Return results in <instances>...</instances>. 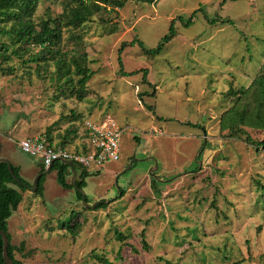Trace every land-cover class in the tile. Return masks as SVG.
<instances>
[{"label": "rangeland", "instance_id": "1", "mask_svg": "<svg viewBox=\"0 0 264 264\" xmlns=\"http://www.w3.org/2000/svg\"><path fill=\"white\" fill-rule=\"evenodd\" d=\"M171 20L177 34L158 53L144 51L139 42L156 48ZM84 28L94 72L86 96L60 95L53 67L39 78L35 65L26 75L28 65L13 59V73L0 70V139L16 146L50 128L59 141L68 124L59 117L76 105L79 129L103 113L122 128L119 159L90 169L87 202L62 190L54 171L47 183L60 191L26 192L20 218L8 226L11 243H25L15 257L25 264H102L94 254L112 264H264V150L245 139L264 140V130L242 126L236 134L220 122L236 104L230 86L247 87L264 72V0H129ZM10 155L40 159L18 148Z\"/></svg>", "mask_w": 264, "mask_h": 264}, {"label": "trees", "instance_id": "2", "mask_svg": "<svg viewBox=\"0 0 264 264\" xmlns=\"http://www.w3.org/2000/svg\"><path fill=\"white\" fill-rule=\"evenodd\" d=\"M49 1L42 15H37L39 4ZM129 0H0V70L3 74H11L15 70L13 59H18L28 67L25 74H31V65H35L34 72L40 78H45V73L53 67L50 79L54 80V85L58 93L64 96L77 97L82 100L86 96L87 83L94 74L90 68L88 53L84 47L85 24L94 20V16L100 13L114 11L115 8H122ZM138 2L153 3L155 0H132ZM51 6H59L60 11L53 13ZM193 10L184 25L189 24L193 16L200 10ZM100 21L104 22L101 16ZM218 19V18H217ZM215 20V19H213ZM212 20V21H213ZM221 22L228 21L221 19ZM177 34L174 20H171L169 31L161 39V42L154 49H145L141 42V48L147 53H158L162 46ZM125 42H122V46ZM121 62V60H119ZM253 89V90H252ZM67 92V93H66ZM229 95H237L236 104L224 111L220 116V122L228 126L232 133H243L242 126H249L253 129L264 130V72L258 73L250 85L241 86L234 89L232 85L227 91ZM58 97V96H57ZM253 98L256 104L249 107L248 99ZM241 104V108L239 105ZM75 105V104H74ZM81 114L75 107L60 119L68 121L64 133L58 134L59 141L54 140L52 131L48 128L42 134L46 136L48 142L55 147L70 149L73 147L75 138H81L79 145L73 150H88L85 131L78 127L77 120ZM228 122V123H227ZM83 123V122H82ZM246 141L255 144L256 150H264V140L254 142L246 135ZM78 166L74 164V168ZM14 174L25 184H28L19 174V168L12 165ZM44 169L40 164V171ZM51 171H55V180L63 189H73L77 198L82 200L80 188L86 185V178L91 174L81 169L79 178L72 183L67 178L69 166L61 161L52 164ZM42 175L36 181L34 195L43 194ZM155 183L154 179H151ZM16 187H14V186ZM26 190L24 184L13 180L6 163H0V230H3L8 239V253L13 264H25L15 257V252H23L25 243L19 245L11 243V236L7 228V219L12 212L17 209L23 199V192ZM124 195V190L120 188L119 198ZM87 202L86 197L83 199ZM106 205L102 199L96 202L94 209H99ZM144 231H141L143 247L148 245L144 240ZM124 239L123 236L120 237ZM2 237L0 235V264H5L2 256ZM93 257L102 264H112L106 257L94 254ZM166 264H172L166 261Z\"/></svg>", "mask_w": 264, "mask_h": 264}, {"label": "built area", "instance_id": "3", "mask_svg": "<svg viewBox=\"0 0 264 264\" xmlns=\"http://www.w3.org/2000/svg\"><path fill=\"white\" fill-rule=\"evenodd\" d=\"M81 129L85 131L86 152L52 146L42 133L26 136L19 140L18 145L24 153L40 158L44 168L64 159L89 171L93 167H101L105 162L119 159L122 128L110 114L103 113L96 120H84Z\"/></svg>", "mask_w": 264, "mask_h": 264}, {"label": "crops", "instance_id": "4", "mask_svg": "<svg viewBox=\"0 0 264 264\" xmlns=\"http://www.w3.org/2000/svg\"><path fill=\"white\" fill-rule=\"evenodd\" d=\"M99 117L100 116H97V115H95L94 116V118H96V119H99ZM24 138V137H23ZM19 142V141H18ZM18 142H17V145L15 146L14 144H12V143H9V142H4L3 140H2V138L0 139V145H1V152H0V154H1V156H3V157H6L8 160H10V162L12 163V165H14V166H17L18 168H19V174H20V176L26 181V182H28V184L27 185H30L31 186V183H32V180H33V178L38 174V172H40V164L42 163L41 162V160L39 159V160H37V159H33V158H27V160L26 159H23L22 158V160H24L26 163H24L22 160H19V159H16V158H13L11 155H10V152H15L16 151V148H18L20 151H21V149L19 148V145H18ZM21 152H23V151H21ZM33 157V156H32ZM101 169V168H100ZM50 172H53V171H51L50 170ZM49 172V173H50ZM80 172H81V168L80 167H77V168H74V174H73V172L71 171V169H70V167H69V173H68V176H67V178L69 179V181H71L72 183L74 182V180L75 179H78L79 178V174H80ZM89 173H91V171L89 170L88 171ZM53 175H54V177H55V171L53 172ZM26 176H28V179H27V177ZM47 177H48V174H46L45 176H44V178H43V183H42V186H43V194L41 195V196H43L44 194L45 195H47V192H50V191H52V190H57V191H60L58 188H57V186H56V188H55V185L54 186H52V185H50V187H49V185H48V183H47ZM87 179H88V177L86 178V182H87ZM56 181V180H55ZM86 186V185H85ZM60 188L62 189V190H65V191H67V189H63L61 186H60ZM36 190V189H35ZM35 190L34 191H32V190H29L27 187H26V190L23 192V196H25V193L26 192H30V193H32V195H34L33 193L35 192ZM70 191L71 190H73V189H69ZM68 190V191H69ZM56 191V192H57ZM36 195H34V197H35ZM37 196H39V195H37ZM47 197V196H46ZM21 203V202H20ZM19 206L20 205H18V207H17V209L16 210H14L13 212H12V214L10 215V217L7 219V228H8V226L10 225V222H11V220H12V218H15V217H17V218H20V209H19ZM88 206V205H87ZM21 207V206H20ZM10 227H9V229H8V232H9V234H10Z\"/></svg>", "mask_w": 264, "mask_h": 264}, {"label": "water", "instance_id": "5", "mask_svg": "<svg viewBox=\"0 0 264 264\" xmlns=\"http://www.w3.org/2000/svg\"><path fill=\"white\" fill-rule=\"evenodd\" d=\"M0 152H1V145H0ZM60 161L66 165H68L71 169V171L73 172L74 174V164L71 162V161H67V160H64V159H60ZM3 162V163H6L7 166H8V169L10 171V174L13 178L14 181L18 182V183H21V184H24V186H26L29 190H32L34 191L36 189V181L42 176V175H46L50 172L51 170V167L52 165L44 168L42 171L38 172V174L33 178L32 180V183H31V186L30 185H27L25 183H23L13 172V169H12V163L6 158V157H3L1 156L0 154V163ZM152 172V170H151ZM80 192L82 193V199H84L85 195H84V191L82 188L79 189ZM95 204H93L92 207H94ZM0 235L2 237V241H3V245H2V256H3V259H4V262L5 264H13V260L11 259V257L9 256V253H8V244H9V239L6 235V233L3 231V230H0Z\"/></svg>", "mask_w": 264, "mask_h": 264}]
</instances>
